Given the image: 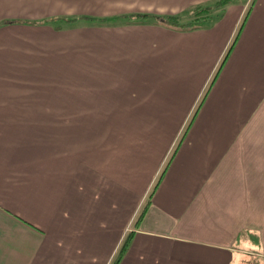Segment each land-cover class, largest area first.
I'll use <instances>...</instances> for the list:
<instances>
[{
    "label": "crops",
    "instance_id": "1",
    "mask_svg": "<svg viewBox=\"0 0 264 264\" xmlns=\"http://www.w3.org/2000/svg\"><path fill=\"white\" fill-rule=\"evenodd\" d=\"M214 1L0 0V264L264 259V0L129 18Z\"/></svg>",
    "mask_w": 264,
    "mask_h": 264
},
{
    "label": "trees",
    "instance_id": "2",
    "mask_svg": "<svg viewBox=\"0 0 264 264\" xmlns=\"http://www.w3.org/2000/svg\"><path fill=\"white\" fill-rule=\"evenodd\" d=\"M231 0H216L212 5H207V6H198L194 7L190 11L187 12V15L189 18H193L192 20H187L184 21L183 18L178 15V14H173V13H168V14H162V15H151L148 13H135L130 15L132 17L138 18V17H143V18H149V17H154L159 23H162L166 26L172 27V28H192L193 26L200 24L202 22L210 21L211 17L209 13L213 9H217L220 7H223L225 4L229 3ZM254 0L251 1V4L253 3ZM250 4V6H251ZM247 13H245L244 16H246ZM244 19V18H243ZM161 175V174H160ZM156 179L149 195L148 198L151 197L153 190L155 189V186L159 182V178ZM144 208L141 209V211L138 213L137 220L135 224L139 221L140 217L143 215ZM128 237L124 239L122 242L121 246L119 247V250L117 252V255L113 261V264H116V262L119 261L121 254L123 253L126 245H127Z\"/></svg>",
    "mask_w": 264,
    "mask_h": 264
},
{
    "label": "rangeland",
    "instance_id": "3",
    "mask_svg": "<svg viewBox=\"0 0 264 264\" xmlns=\"http://www.w3.org/2000/svg\"><path fill=\"white\" fill-rule=\"evenodd\" d=\"M240 264H264V259L260 262H258L257 258L251 260V261H244V262H241Z\"/></svg>",
    "mask_w": 264,
    "mask_h": 264
}]
</instances>
